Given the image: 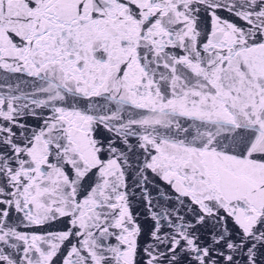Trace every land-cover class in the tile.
Returning <instances> with one entry per match:
<instances>
[{
    "label": "snow or ice",
    "instance_id": "snow-or-ice-1",
    "mask_svg": "<svg viewBox=\"0 0 264 264\" xmlns=\"http://www.w3.org/2000/svg\"><path fill=\"white\" fill-rule=\"evenodd\" d=\"M0 264H264V0H0Z\"/></svg>",
    "mask_w": 264,
    "mask_h": 264
}]
</instances>
